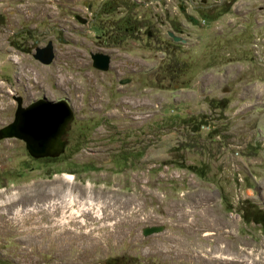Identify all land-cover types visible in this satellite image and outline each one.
Listing matches in <instances>:
<instances>
[{
	"label": "rangeland",
	"instance_id": "374dc122",
	"mask_svg": "<svg viewBox=\"0 0 264 264\" xmlns=\"http://www.w3.org/2000/svg\"><path fill=\"white\" fill-rule=\"evenodd\" d=\"M55 2L0 0V128L14 95L72 109L57 156L0 138V264H264V0L177 29L140 0Z\"/></svg>",
	"mask_w": 264,
	"mask_h": 264
},
{
	"label": "water",
	"instance_id": "95a60500",
	"mask_svg": "<svg viewBox=\"0 0 264 264\" xmlns=\"http://www.w3.org/2000/svg\"><path fill=\"white\" fill-rule=\"evenodd\" d=\"M80 21L83 22L81 17ZM174 41L182 39L168 31ZM32 56L43 64L54 58L52 40L34 48ZM94 68L105 71L109 67L110 56L103 52L90 54ZM16 101L13 119L0 128V138L15 137L22 140L32 157L57 156L62 151L61 136L72 118V109L66 99L57 101L41 97L23 105L22 98L14 95ZM161 226L143 228L144 235L158 232Z\"/></svg>",
	"mask_w": 264,
	"mask_h": 264
},
{
	"label": "flooded vegetation",
	"instance_id": "af4514ba",
	"mask_svg": "<svg viewBox=\"0 0 264 264\" xmlns=\"http://www.w3.org/2000/svg\"><path fill=\"white\" fill-rule=\"evenodd\" d=\"M51 1H54V0H51ZM55 1H58L55 3H61L59 1H62L63 5H61L60 7H62L64 10H68V11L70 10L71 8L70 0H55ZM140 1L145 3L146 6H148L150 10H152V14H149L150 17L151 15H153L155 19L157 18L158 15L159 16L163 15V17H166V16L171 17L174 20L173 27L177 29V27L181 26V23H183L182 19L186 20L187 18L186 22L188 21L191 24L194 23L192 22L194 20L189 19L190 16H194V15L189 12L188 6L198 7L200 11V12L197 11L198 15L203 16L204 20H210L214 17H219L220 15H223L228 10L227 7H230L229 5L232 0H183L182 2L177 0L175 5L172 4L171 0H140ZM134 3H136V0H132L131 4H134ZM216 5L218 6L216 7ZM153 8L160 9L162 13L159 14L157 12H153ZM173 9H176L180 13L181 17H177L178 14L176 12H175L176 14L173 13L174 12ZM74 16L76 19H79L81 15L79 14V12H75ZM171 32H173V34L176 35L175 30H172ZM147 34L150 35V32L147 31ZM166 35L169 36L168 30L166 31ZM176 36L180 37L179 35H176ZM169 37L172 39L171 36ZM180 38L182 39V41L179 40L178 42L184 43L185 40L182 37ZM60 99H63V97L54 98L52 100L57 101ZM263 216H264V213H261L258 211V212H253L249 216V218L251 219V221H256L257 223L264 225Z\"/></svg>",
	"mask_w": 264,
	"mask_h": 264
},
{
	"label": "bare ground",
	"instance_id": "6f19581e",
	"mask_svg": "<svg viewBox=\"0 0 264 264\" xmlns=\"http://www.w3.org/2000/svg\"><path fill=\"white\" fill-rule=\"evenodd\" d=\"M67 178H72V176L70 174H66ZM188 226V225H187ZM187 228V227H186ZM209 234V232L205 233V235ZM59 238V237H58ZM90 239V238H89Z\"/></svg>",
	"mask_w": 264,
	"mask_h": 264
}]
</instances>
